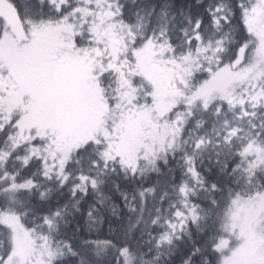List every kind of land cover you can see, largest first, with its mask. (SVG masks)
Wrapping results in <instances>:
<instances>
[{"label": "snow or ice", "instance_id": "snow-or-ice-1", "mask_svg": "<svg viewBox=\"0 0 264 264\" xmlns=\"http://www.w3.org/2000/svg\"><path fill=\"white\" fill-rule=\"evenodd\" d=\"M0 264H264V0H0Z\"/></svg>", "mask_w": 264, "mask_h": 264}]
</instances>
